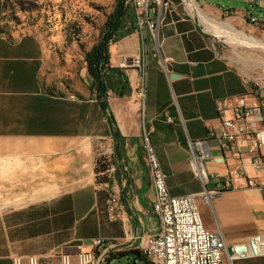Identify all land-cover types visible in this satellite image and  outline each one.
<instances>
[{
	"label": "crops",
	"instance_id": "crops-1",
	"mask_svg": "<svg viewBox=\"0 0 264 264\" xmlns=\"http://www.w3.org/2000/svg\"><path fill=\"white\" fill-rule=\"evenodd\" d=\"M192 2L210 18L264 43V29L248 20L249 14L264 13V0L206 5L168 0L158 41L149 37L145 95L139 70L121 65L142 49L136 27L111 44L103 89L93 87L83 96L46 89L44 50L25 44L37 42L35 37L0 35V264H15L14 255L21 264H30L32 255L40 264H61L64 253L93 251L96 237L104 238L110 251L106 264L127 257L121 256L124 251L142 249L159 229L147 132L173 195L202 194L206 188L192 171L189 139L211 137L210 174L227 175L238 168V154L218 136V102L245 94L259 104L251 89L253 82L264 81V55L256 45H236L227 35L206 29ZM103 154L114 160L106 181L98 180L95 170ZM250 176L264 182L263 173L251 171ZM99 182L108 187L99 189ZM115 194L121 205L111 219L108 197ZM198 204L207 228H220L229 243L264 234V188L248 185L246 178ZM246 262L264 263V257Z\"/></svg>",
	"mask_w": 264,
	"mask_h": 264
},
{
	"label": "built area",
	"instance_id": "built-area-1",
	"mask_svg": "<svg viewBox=\"0 0 264 264\" xmlns=\"http://www.w3.org/2000/svg\"><path fill=\"white\" fill-rule=\"evenodd\" d=\"M126 2L131 10L129 25L136 27L142 49L132 62L123 59L121 65H132L139 70L140 92L145 95L149 73V37L158 41L159 20L168 0ZM248 20L264 29V14H249ZM251 90L259 99L258 105L245 94L223 98L218 102L221 119L218 136L229 150H234L239 156L235 171L227 175L219 172L210 174L206 160L212 155L211 137L189 139L192 171L206 187L202 194L173 195L170 192L167 174L157 149L150 133H146V159L156 189L152 209L159 219V229L148 238L142 251L147 257H157L159 264H248V260L264 257V234L254 235L246 241L229 243L220 228H207L198 204L200 198L211 202L215 194L233 186L242 178H246L250 186L264 188V182H257L250 176L251 171L264 174V81L253 82ZM215 134L216 131L211 132V135ZM212 181L216 182L213 189L208 186ZM120 205L119 194L108 197V214L111 219L117 218ZM104 244V238L96 237L93 239V251L64 253L61 264H94L100 261L101 255L109 257ZM73 257H76V262H73ZM29 259L30 264H40L34 255ZM13 260L15 264H21L19 255H14Z\"/></svg>",
	"mask_w": 264,
	"mask_h": 264
},
{
	"label": "rangeland",
	"instance_id": "rangeland-1",
	"mask_svg": "<svg viewBox=\"0 0 264 264\" xmlns=\"http://www.w3.org/2000/svg\"><path fill=\"white\" fill-rule=\"evenodd\" d=\"M116 1L0 0V31L14 38L35 37L37 42L25 44L44 50L41 78L48 90L58 95L83 96L89 90L84 54L96 43ZM200 2L206 5L218 0ZM258 54L264 55V51ZM127 258L122 257L116 264H129Z\"/></svg>",
	"mask_w": 264,
	"mask_h": 264
},
{
	"label": "trees",
	"instance_id": "trees-1",
	"mask_svg": "<svg viewBox=\"0 0 264 264\" xmlns=\"http://www.w3.org/2000/svg\"><path fill=\"white\" fill-rule=\"evenodd\" d=\"M126 1L127 0L116 1L113 11L108 15L101 28L96 43L84 54L85 72L90 90H92L93 87H96L101 91L104 87L102 70L111 63V44L124 37L126 34L131 33L135 28L134 26L129 25L131 10ZM1 13L2 9L0 8V16ZM0 35H5L9 39H16L1 31ZM49 92L52 91L49 90ZM103 107L106 108L105 102H103ZM113 163V157L110 158L106 154L98 156L95 167L98 180H108L109 170ZM121 256H127L130 259L132 258L129 264H155L143 253L142 249L124 251L121 253Z\"/></svg>",
	"mask_w": 264,
	"mask_h": 264
},
{
	"label": "bare ground",
	"instance_id": "bare-ground-1",
	"mask_svg": "<svg viewBox=\"0 0 264 264\" xmlns=\"http://www.w3.org/2000/svg\"><path fill=\"white\" fill-rule=\"evenodd\" d=\"M191 9L193 10L194 14H198L201 18L206 29L216 32L218 34H225L229 38H232L236 45H243V44H253L259 47L260 49L264 50V43L260 42L258 39L249 36L248 33L244 30L238 29L234 27L230 23H223L219 22L218 20L212 19L194 2L191 4ZM109 249L106 248V254H109ZM151 259L155 264H159V260L157 257H148ZM108 259V255H101L100 262L106 264Z\"/></svg>",
	"mask_w": 264,
	"mask_h": 264
},
{
	"label": "water",
	"instance_id": "water-1",
	"mask_svg": "<svg viewBox=\"0 0 264 264\" xmlns=\"http://www.w3.org/2000/svg\"><path fill=\"white\" fill-rule=\"evenodd\" d=\"M107 187H108L107 182H99L98 183V188L99 189H106Z\"/></svg>",
	"mask_w": 264,
	"mask_h": 264
}]
</instances>
